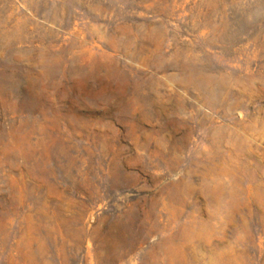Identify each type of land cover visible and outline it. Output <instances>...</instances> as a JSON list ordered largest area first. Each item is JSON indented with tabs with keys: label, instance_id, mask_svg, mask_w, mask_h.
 Instances as JSON below:
<instances>
[{
	"label": "rangeland",
	"instance_id": "1",
	"mask_svg": "<svg viewBox=\"0 0 264 264\" xmlns=\"http://www.w3.org/2000/svg\"><path fill=\"white\" fill-rule=\"evenodd\" d=\"M0 264H264V0H0Z\"/></svg>",
	"mask_w": 264,
	"mask_h": 264
}]
</instances>
